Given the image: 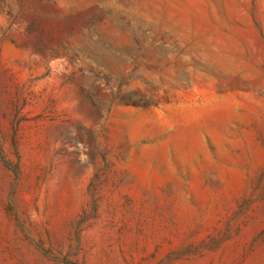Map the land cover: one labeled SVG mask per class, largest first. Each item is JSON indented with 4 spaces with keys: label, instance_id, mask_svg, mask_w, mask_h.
I'll list each match as a JSON object with an SVG mask.
<instances>
[{
    "label": "rangeland",
    "instance_id": "rangeland-1",
    "mask_svg": "<svg viewBox=\"0 0 264 264\" xmlns=\"http://www.w3.org/2000/svg\"><path fill=\"white\" fill-rule=\"evenodd\" d=\"M0 264H264V0H0Z\"/></svg>",
    "mask_w": 264,
    "mask_h": 264
}]
</instances>
